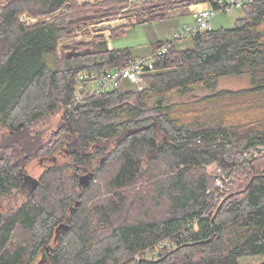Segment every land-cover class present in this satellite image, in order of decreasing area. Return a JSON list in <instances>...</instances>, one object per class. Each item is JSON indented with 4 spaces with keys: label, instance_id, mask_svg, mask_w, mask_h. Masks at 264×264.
<instances>
[{
    "label": "trees",
    "instance_id": "16d2710c",
    "mask_svg": "<svg viewBox=\"0 0 264 264\" xmlns=\"http://www.w3.org/2000/svg\"><path fill=\"white\" fill-rule=\"evenodd\" d=\"M161 2L137 17L154 21L186 4ZM126 5L0 0V264L40 254L48 264H264V0L241 7L231 28L197 32L187 47L171 42L142 70V87L85 83L78 98L81 71L137 56L86 53L102 36L61 41ZM244 73L248 89L198 92ZM53 116L56 126L45 127ZM244 155L216 200L214 170H233ZM35 158L45 168L22 194Z\"/></svg>",
    "mask_w": 264,
    "mask_h": 264
},
{
    "label": "rangeland",
    "instance_id": "374dc122",
    "mask_svg": "<svg viewBox=\"0 0 264 264\" xmlns=\"http://www.w3.org/2000/svg\"><path fill=\"white\" fill-rule=\"evenodd\" d=\"M85 1V0H80ZM95 1V0H89ZM243 9L236 8L227 13H220L215 16L212 20L213 29L219 28H231L235 25L236 18L243 16ZM25 20L29 21L24 17ZM193 14L186 5H180L178 8L170 10L166 15H163L161 18L153 20H148L146 17H137L129 18V22L123 23L117 27L105 26L104 29H107L106 36L102 38H106L110 47L112 49H121V48H129L132 50V53L137 56H146L152 53L156 47V45L162 41H171L174 39V32L177 30H181L185 26L193 23ZM99 29H103V25L98 27ZM86 31H83L80 35L77 36V39L74 37L65 38L61 41V47L65 44H69L70 42H74L75 40H88L91 38L89 36H84ZM178 47H187L191 45L190 39H185L183 41H179L176 43ZM62 50V49H61ZM61 56V52H59ZM50 64H53V60L50 59ZM218 85L215 89H203L198 87V92L200 94H212V93H226V91H238L245 90L252 86L253 77L251 73L244 74H227L219 77ZM124 85L126 88L137 89L139 88V84L124 81ZM143 85V84H142ZM87 88L97 87L96 81H90L87 83ZM142 87V86H141ZM59 117L53 116L47 120L43 121V125L45 127L56 126V122ZM57 159V158H56ZM48 161V165H51L53 162ZM242 165L247 163L244 161L243 157L240 160ZM45 168V163L40 164L38 158H35L29 167V172L25 173V185L22 186V194H27L30 189L32 192V181L39 178V174ZM30 173V174H29ZM240 173V172H239ZM238 173V174H239ZM220 174V168H216L213 172V176L216 179L217 175ZM30 177V179H27ZM239 178V176H238ZM33 187V186H32ZM233 188V187H232ZM0 205V210L3 209ZM32 264H48V260L46 255L40 254Z\"/></svg>",
    "mask_w": 264,
    "mask_h": 264
},
{
    "label": "built area",
    "instance_id": "2783aa9c",
    "mask_svg": "<svg viewBox=\"0 0 264 264\" xmlns=\"http://www.w3.org/2000/svg\"><path fill=\"white\" fill-rule=\"evenodd\" d=\"M162 0H127V5L122 8L120 13L114 18L102 20L95 24L84 25L81 28H76L74 30L73 37L77 39V36L80 35L83 31H86L84 36H89L90 40L100 37L106 36L107 29L105 30V26L117 27L123 23L129 22V18H137V12L135 9L140 8L144 4L149 3H163ZM174 1H184V0H174ZM255 0H185L184 5L190 8L194 19L193 23L185 26L181 30H177L174 32V39L171 41H162V43L156 47V50L153 53H150L146 56L136 57L131 60L126 66L121 67L119 69H110L107 71H81L78 74V98H80V89L84 87L85 83H89L90 81H96L97 87L92 88L93 90L105 91L112 90L119 86L120 83L124 81H130L133 83L139 84L142 86L143 84V74L142 70L145 67H151L155 61V56L162 55L169 51V46L173 41H180L188 39L193 36V34H197V32L212 30V20L215 16L220 13H227L236 8H241L246 4L252 3ZM165 3V2H164ZM24 17L29 21H34L35 18H30L24 14ZM103 25V29H99L98 27ZM78 41V40H77ZM76 42V40L74 41ZM74 42H70L72 44ZM91 89V88H88ZM252 153L254 155L257 154L256 150H253ZM247 157L250 155L245 154ZM243 156V159L245 157ZM240 165L237 164L233 170L228 169H220V174L217 175L215 179L216 188V200L221 197L222 194L229 192L234 183L235 179L238 177ZM218 190V191H217ZM164 246V243L159 244L157 249H161Z\"/></svg>",
    "mask_w": 264,
    "mask_h": 264
},
{
    "label": "water",
    "instance_id": "95a60500",
    "mask_svg": "<svg viewBox=\"0 0 264 264\" xmlns=\"http://www.w3.org/2000/svg\"><path fill=\"white\" fill-rule=\"evenodd\" d=\"M83 27V26H81ZM81 27H78V28H81ZM74 33V32H73ZM111 48H110V44L108 43V40L107 39H101V40H98V42L95 44V46L90 49V50H87L86 53L88 54H92V53H103L104 52H107L109 51ZM81 52H76V51H69V54H68V57H71L73 55H80ZM92 174H88V176H91ZM27 179H30V177H28ZM38 180L35 179L33 180V187H32V191L36 188L38 182Z\"/></svg>",
    "mask_w": 264,
    "mask_h": 264
},
{
    "label": "flooded vegetation",
    "instance_id": "af4514ba",
    "mask_svg": "<svg viewBox=\"0 0 264 264\" xmlns=\"http://www.w3.org/2000/svg\"><path fill=\"white\" fill-rule=\"evenodd\" d=\"M25 184L23 183L22 186H24Z\"/></svg>",
    "mask_w": 264,
    "mask_h": 264
},
{
    "label": "crops",
    "instance_id": "0c3cea01",
    "mask_svg": "<svg viewBox=\"0 0 264 264\" xmlns=\"http://www.w3.org/2000/svg\"><path fill=\"white\" fill-rule=\"evenodd\" d=\"M111 48V47H110Z\"/></svg>",
    "mask_w": 264,
    "mask_h": 264
}]
</instances>
